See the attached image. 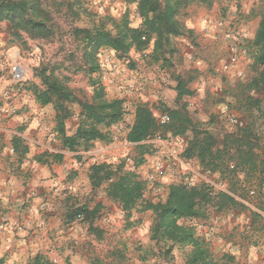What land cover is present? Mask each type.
Segmentation results:
<instances>
[{"label":"rangeland","instance_id":"obj_1","mask_svg":"<svg viewBox=\"0 0 264 264\" xmlns=\"http://www.w3.org/2000/svg\"><path fill=\"white\" fill-rule=\"evenodd\" d=\"M137 1L37 0L53 28L45 38L16 35L0 20V171L7 181L0 183V264H28L37 253L53 264H186L189 247L169 252L150 240L151 211L136 208L126 217L107 196L106 184L93 187L89 180L93 163H122L144 181L142 198L148 201H165L172 183L227 191L218 173L182 156L186 137L156 136L146 142L147 151L129 143L138 103L147 104L160 123L168 122L166 108L183 109L218 143L248 125L264 157V77L251 45L264 0H194L177 13L182 34L164 47L167 62H153L152 34L143 49L131 48L125 56L99 49V68L91 75L75 29L101 26L114 33L125 18L137 27L142 23ZM14 61L26 69L23 81L11 78ZM42 76L57 79L82 102H91V78L100 79L106 99H122V119L106 128L110 141H94L86 151L63 148L55 130L57 111L40 101ZM177 76L190 95L177 97ZM63 107L72 132L80 106L73 101ZM13 135L29 149L20 161L12 152ZM56 153L62 157H52ZM248 194L249 209L209 206L206 216L191 224L213 253L234 256V264H264V211L257 207L264 183L261 188L254 183ZM81 206L87 213L77 215ZM251 210L263 219H252Z\"/></svg>","mask_w":264,"mask_h":264},{"label":"trees","instance_id":"obj_2","mask_svg":"<svg viewBox=\"0 0 264 264\" xmlns=\"http://www.w3.org/2000/svg\"><path fill=\"white\" fill-rule=\"evenodd\" d=\"M192 1L194 0H138L137 10L142 23L137 27H130L125 18L122 23L115 24L114 33L101 26L75 29V34L83 44L82 59L88 64L86 69L91 75L98 70L99 49L107 48L120 57L125 56L131 48L143 49L152 34L156 35L153 62H167L168 58L162 55L164 47L170 37L182 34L181 25L176 18L177 13L181 7ZM0 20L9 22L16 35L25 32L34 38H45L53 33L48 16L37 0H0ZM251 45L254 49L253 61L256 66H262L260 77L263 78L264 13ZM41 81L44 89L40 92V101L44 104L51 103L57 111L55 130L63 148L69 151L82 148L86 151L94 141H110L106 128L122 119L123 100L106 99L104 86L99 78H91V102H82L76 98L57 79L51 80L48 76H42ZM176 82L178 98L192 93L180 76L176 77ZM73 101L79 104L80 112L77 126L71 132L64 124L70 114L63 105ZM163 112L168 114V122L160 123L147 104L138 103L126 140L147 151L146 142L156 136L186 137L182 156L185 159L195 158L203 169L218 173L227 191L214 192L212 186L205 183L192 186L172 183L165 201L152 202L142 198L145 183L135 171L125 169L122 163L115 165L107 162L93 163L90 166V183L93 187L106 184L107 196L118 202L126 217L136 208L151 211L154 218L150 228V240L162 243L169 252L175 246L189 247L186 264H234V256L213 253L208 241L197 233L191 220L205 217L209 206L219 211L229 208L249 209L245 205L246 202L251 203L248 193L254 183L257 188H261L264 183V157L260 156L257 136L246 125L235 133L225 135L218 143L207 128L194 122L183 109L166 108ZM189 132L190 137L187 136ZM22 143L20 137L14 138V151L19 161L29 151ZM52 157L60 159L62 155L56 153ZM257 207L264 211V199L258 200ZM76 213H87V207L77 208ZM250 213L252 219H263L256 211L251 210ZM28 264L53 263L37 253Z\"/></svg>","mask_w":264,"mask_h":264},{"label":"built area","instance_id":"obj_3","mask_svg":"<svg viewBox=\"0 0 264 264\" xmlns=\"http://www.w3.org/2000/svg\"><path fill=\"white\" fill-rule=\"evenodd\" d=\"M10 75L12 80L15 82L23 81L26 77V69L20 62L14 61L10 65ZM165 119L166 118H164L163 121H165Z\"/></svg>","mask_w":264,"mask_h":264},{"label":"crops","instance_id":"obj_4","mask_svg":"<svg viewBox=\"0 0 264 264\" xmlns=\"http://www.w3.org/2000/svg\"><path fill=\"white\" fill-rule=\"evenodd\" d=\"M147 84H148V82H147ZM145 87H146V84H144L143 85V87H142V89L145 91ZM12 138H11V144H12V152H13V154L17 157V153L14 151V146H13V141H14V138L15 137H19L18 135H13V136H11ZM6 176H5V173H4V171L2 170V171H0V183H5L6 184ZM30 189H33V187L31 186V188Z\"/></svg>","mask_w":264,"mask_h":264}]
</instances>
